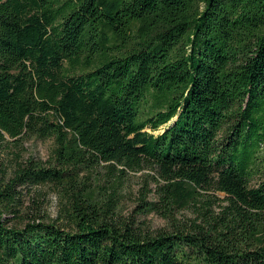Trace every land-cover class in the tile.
<instances>
[{"label": "trees", "instance_id": "obj_1", "mask_svg": "<svg viewBox=\"0 0 264 264\" xmlns=\"http://www.w3.org/2000/svg\"><path fill=\"white\" fill-rule=\"evenodd\" d=\"M260 145L264 0H0V264H264Z\"/></svg>", "mask_w": 264, "mask_h": 264}, {"label": "rangeland", "instance_id": "obj_2", "mask_svg": "<svg viewBox=\"0 0 264 264\" xmlns=\"http://www.w3.org/2000/svg\"><path fill=\"white\" fill-rule=\"evenodd\" d=\"M164 127V126H162ZM162 127L159 130L154 131V133H157L162 130ZM146 130H149L146 128ZM49 145L48 141H43L36 138H30L23 143V153L25 155H32L36 158H47V147ZM258 156V162L261 163L262 158H264V145H260L259 151L256 153ZM154 174L152 171L144 169L140 172H130V174L127 177V180L125 182L124 192L122 199L120 200L119 209L122 213V216L128 217V216H136V219L142 220L144 222V225L149 226L151 229H157L162 227H169V222L160 217L159 215L155 213H141L139 215H136V213L139 210L138 207V198L140 196V189L147 178L149 180L148 182V188H154V182L150 179V177L145 176L144 174ZM258 177H255L253 179L256 180ZM42 189V190H41ZM39 191V195L41 197L40 205L42 207V210L44 212H48L47 214L51 217L55 216L56 212V197L53 193H50L49 195L46 193V190L44 188H41ZM210 195L216 196L219 199L224 198V194L221 192H215V191H209ZM26 197H29L28 195ZM148 197H152V195H148ZM25 202H28L27 199H25ZM196 214L193 212L192 207L182 210L177 214V219L180 222H187L189 223L190 219H194Z\"/></svg>", "mask_w": 264, "mask_h": 264}]
</instances>
